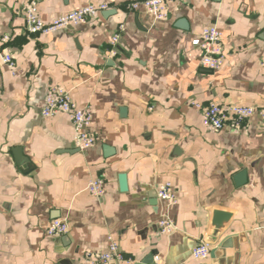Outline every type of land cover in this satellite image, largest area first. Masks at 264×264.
<instances>
[{
  "label": "crops",
  "instance_id": "1",
  "mask_svg": "<svg viewBox=\"0 0 264 264\" xmlns=\"http://www.w3.org/2000/svg\"><path fill=\"white\" fill-rule=\"evenodd\" d=\"M29 1L0 0V38L14 62L0 54V264H89L85 253L110 241L130 262L108 264H144L152 253V264H264V122L255 114L239 130L214 131L196 107L264 105V0H175L162 20L129 7L141 0H35L43 21L108 5L50 34L26 31ZM212 25L224 44L217 70L199 66L192 44ZM51 86L91 114L93 147L74 148L66 114H41ZM96 177L105 181L98 197L86 189ZM165 182L176 202L154 204ZM166 213L176 229L159 234ZM54 218L66 234L45 233ZM199 240L211 249L194 261Z\"/></svg>",
  "mask_w": 264,
  "mask_h": 264
},
{
  "label": "built area",
  "instance_id": "2",
  "mask_svg": "<svg viewBox=\"0 0 264 264\" xmlns=\"http://www.w3.org/2000/svg\"><path fill=\"white\" fill-rule=\"evenodd\" d=\"M175 0H141L132 2L129 7L135 9L142 5L146 12L155 20H162L168 16V5ZM108 5L85 4L74 8L59 16L51 18L49 21H43L38 13L37 2L30 0L23 8L24 26L29 34H50L60 29L76 26L87 22L89 18L95 16L98 12L107 10ZM120 30L123 27L119 26ZM119 39V33L111 38V45L115 48ZM8 37L0 38V54L3 63L10 69L14 62L11 53L5 46ZM192 44L200 51L199 66L208 70H217L224 64V44L222 33L216 26H207L203 28L200 34L192 40ZM112 48L111 53L116 50ZM202 123L214 131L239 130L247 126L251 117L257 114L264 122V105L252 106L239 103H227L210 101L206 104H196ZM41 114L46 117H53L57 114H66L74 130L73 146L78 151H85L94 146L97 137L87 131L91 123V114L82 108H79L71 99L70 92L61 86H51L44 95V103ZM86 189L94 197L101 196L105 191V181L102 177H96L90 180ZM156 198L167 204L175 203L176 196L170 182L159 184L155 190ZM159 234H170L176 227L168 213L164 214L158 222ZM68 224L64 219L54 218L45 226V233L52 237H59L66 234ZM211 246L205 240H199L192 248L190 258L194 261H200L209 256ZM85 259L89 264H108L130 262L119 249L115 241H110L108 249L105 252L92 253L86 252ZM157 264L156 259L153 262Z\"/></svg>",
  "mask_w": 264,
  "mask_h": 264
},
{
  "label": "water",
  "instance_id": "3",
  "mask_svg": "<svg viewBox=\"0 0 264 264\" xmlns=\"http://www.w3.org/2000/svg\"><path fill=\"white\" fill-rule=\"evenodd\" d=\"M125 110H124V108H122L121 109V112H124ZM103 149H104V151H105V154H107V153H109L110 151H111V148L108 146V145H103ZM19 148H15V149H13V153H14V155H15V159H16V162L18 163V164H20V162H21V155H18L19 153ZM245 180V171H241L239 174H238V176H237V184H241L243 181ZM119 183H120V189L122 190V191H124V190H126V177H125V174H120L119 175ZM154 199H153V203L155 204L156 203V194H154V197H153ZM152 255H153V253H152ZM152 255H150V256H148V258H146L144 261H143V263L144 264H152V258H153V256Z\"/></svg>",
  "mask_w": 264,
  "mask_h": 264
}]
</instances>
